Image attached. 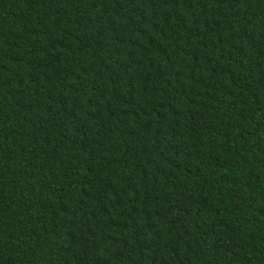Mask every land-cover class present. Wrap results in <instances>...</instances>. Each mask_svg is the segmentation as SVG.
<instances>
[{
	"label": "trees",
	"instance_id": "16d2710c",
	"mask_svg": "<svg viewBox=\"0 0 264 264\" xmlns=\"http://www.w3.org/2000/svg\"><path fill=\"white\" fill-rule=\"evenodd\" d=\"M0 264H264V0H0Z\"/></svg>",
	"mask_w": 264,
	"mask_h": 264
}]
</instances>
